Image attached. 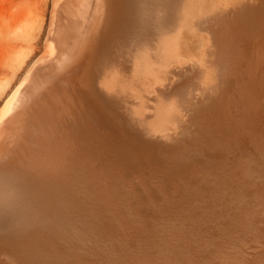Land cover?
<instances>
[{
	"label": "bare ground",
	"instance_id": "1",
	"mask_svg": "<svg viewBox=\"0 0 264 264\" xmlns=\"http://www.w3.org/2000/svg\"><path fill=\"white\" fill-rule=\"evenodd\" d=\"M51 12L0 111V264H264V0Z\"/></svg>",
	"mask_w": 264,
	"mask_h": 264
},
{
	"label": "rangeland",
	"instance_id": "2",
	"mask_svg": "<svg viewBox=\"0 0 264 264\" xmlns=\"http://www.w3.org/2000/svg\"><path fill=\"white\" fill-rule=\"evenodd\" d=\"M54 1L0 0V111L32 62L47 50Z\"/></svg>",
	"mask_w": 264,
	"mask_h": 264
},
{
	"label": "clouds",
	"instance_id": "3",
	"mask_svg": "<svg viewBox=\"0 0 264 264\" xmlns=\"http://www.w3.org/2000/svg\"><path fill=\"white\" fill-rule=\"evenodd\" d=\"M25 201L21 178L0 171V212L15 213L25 206Z\"/></svg>",
	"mask_w": 264,
	"mask_h": 264
}]
</instances>
